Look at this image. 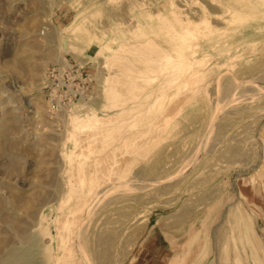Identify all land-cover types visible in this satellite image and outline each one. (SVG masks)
Listing matches in <instances>:
<instances>
[{"label":"rangeland","instance_id":"1","mask_svg":"<svg viewBox=\"0 0 264 264\" xmlns=\"http://www.w3.org/2000/svg\"><path fill=\"white\" fill-rule=\"evenodd\" d=\"M63 61L88 87L50 109ZM262 86L264 0H0V264L71 255L70 224L114 173L137 186L87 212L88 264H264Z\"/></svg>","mask_w":264,"mask_h":264},{"label":"bare ground","instance_id":"2","mask_svg":"<svg viewBox=\"0 0 264 264\" xmlns=\"http://www.w3.org/2000/svg\"><path fill=\"white\" fill-rule=\"evenodd\" d=\"M175 16V15H174ZM176 17V16H175ZM178 18V17H177ZM176 18V19H177ZM179 19V18H178ZM167 21V20H166ZM180 21V20H179ZM163 22H164V20H163ZM165 25H166V23H164ZM163 24V25H164ZM181 24H182V21H181ZM160 26V25H159ZM169 26V25H168ZM166 27V26H165ZM162 28V27H161ZM172 30V29H171ZM187 30H189V29H187ZM172 31H174V30H172ZM143 33V32H142ZM188 33H189V31H188ZM153 34V33H152ZM140 35H142V34H140ZM144 35V34H143ZM145 36V35H144ZM141 37V36H140ZM164 38V37H163ZM110 39V38H109ZM141 42H143V41H141ZM148 42V41H147ZM146 42V43H147ZM150 42V41H149ZM196 42V41H195ZM139 44H140V42H138ZM137 43V45H136V43H135V45L137 46V47H141V46H138L139 44ZM145 43V44H146ZM152 43H154V41L152 42ZM198 43V42H197ZM149 44V43H148ZM123 45V44H122ZM133 45V44H132ZM131 45V46H132ZM135 45H133V47L135 48L136 46ZM142 45V44H141ZM151 45V44H150ZM154 45V44H153ZM153 45H151V46H153ZM104 46V45H103ZM146 46V45H145ZM144 46V47H145ZM149 46V45H148ZM155 46V45H154ZM153 46V47H154ZM126 47V46H125ZM129 47V46H128ZM119 48H120V46H119ZM118 48V49H119ZM133 48V49H134ZM121 49V48H120ZM128 49V48H127ZM149 49H153V48H149ZM129 50V49H128ZM135 50H137L136 48H135ZM141 51V53H142V55L143 54H145L146 52V49H145V51H143V49H140ZM147 50H148V48H147ZM159 50V49H158ZM162 50V49H161ZM153 51V50H152ZM160 51V50H159ZM115 52H117V51H115ZM130 52V51H129ZM143 52H145V53H143ZM155 52V51H154ZM133 53V52H132ZM159 53V52H158ZM161 53V52H160ZM113 54V53H112ZM118 54V53H117ZM116 54V55H117ZM134 54H135V52H134ZM140 54V53H139ZM151 55V54H153V52L151 53V52H148V54L147 55ZM136 55V54H135ZM141 55V56H142ZM164 55H165V53H164ZM122 56V55H121ZM153 56V55H152ZM151 56V57H152ZM161 56V55H160ZM163 56V55H162ZM116 58L118 57V56H115ZM139 57H140V55H139ZM139 57H138V59H139ZM112 58V57H111ZM114 58V57H113ZM119 58H120V56H119ZM150 58V56H147V57H145L144 59H143V56L141 57V60H139V62H141V61H146V60H148ZM153 58V57H152ZM120 59H122V58H120ZM123 59H125V58H123ZM122 59V60H123ZM127 59H128V57H127ZM133 59V58H132ZM130 61V60H129ZM128 60L126 61V63L128 62L129 63V65L132 63H130ZM135 62H137L136 60H134ZM151 61V60H150ZM155 61V60H154ZM147 62V61H146ZM109 63V62H108ZM125 63V64H126ZM128 63L124 66V71H132L133 73L135 72V71H137V69H138V67H136L137 65H135V67L133 68V67H130V66H127L128 65ZM148 63V62H147ZM151 63H153V64H155L154 62H151ZM133 64V63H132ZM131 64V65H132ZM119 65V64H118ZM121 65H122V62H121ZM158 65H159V62H158ZM110 67V66H109ZM122 67V66H121ZM119 68H120V66H119ZM132 69V70H131ZM113 70V69H112ZM123 70V69H122ZM135 70V71H134ZM138 70H140V69H138ZM119 71V70H118ZM113 72H115V71H113ZM120 72V71H119ZM128 73V74H123V75H127L126 77H125V81L127 82V79L129 80V79H132V78H134L135 79V77H137V76H135V73H137V72H135L134 74L133 73ZM139 72V71H138ZM116 73H117V71H116ZM122 73V72H121ZM126 73V72H125ZM140 73V72H139ZM138 73V74H139ZM154 73V72H153ZM109 74H111L110 72H109ZM119 75H120V73H118ZM140 74H143L142 72L140 73ZM112 75V74H111ZM144 75V74H143ZM147 75V74H146ZM196 75V74H195ZM145 76V75H144ZM124 77V76H123ZM193 77V76H192ZM113 78V77H112ZM116 78V77H115ZM114 78V79H115ZM118 78V77H117ZM123 80H124V78H122ZM122 79H121V81H122ZM138 79V78H137ZM139 80V79H138ZM114 81V80H113ZM116 81V80H115ZM114 81V82H115ZM118 81H119V79H118ZM111 82H112V80H111ZM132 82V81H131ZM110 83V82H109ZM117 84V83H116ZM132 84V83H131ZM113 85V84H112ZM123 85H125V84H123ZM249 85V84H248ZM182 86V85H181ZM251 86V85H250ZM110 87H112V86H110ZM125 87V86H124ZM128 86H126V88H125V91H126V93H128V91H130L129 90V87L127 88ZM135 87V86H134ZM134 87H132V88H134ZM107 88V87H106ZM113 88V87H112ZM183 88V87H182ZM250 88V87H249ZM111 89V88H110ZM110 89H108V90H110ZM116 89V88H115ZM114 89V90H115ZM130 89H131V86H130ZM178 89V88H177ZM122 90V89H121ZM180 90V89H179ZM251 90H253L252 88H251ZM250 90V91H251ZM256 90V89H255ZM124 91V92H125ZM186 91V90H185ZM107 92V91H106ZM112 92H114L113 90H112ZM115 92H117V91H115ZM121 92V91H120ZM122 92H123V90H122ZM121 92V93H122ZM140 92V91H139ZM142 92V91H141ZM186 92H188V91H186ZM257 92H260V93H264V87L262 86V89H258L257 90ZM111 93V92H110ZM117 93H119V92H117ZM134 93V92H133ZM256 92L253 90L252 92H251V94L250 95H252V94H255ZM109 94V93H108ZM116 94V93H115ZM120 94V93H119ZM176 94V93H175ZM190 94H191V92H190ZM135 95V94H134ZM137 95H138V92H137ZM136 95V96H137ZM241 95V94H240ZM249 95V94H248ZM105 96V95H104ZM106 96H107V94H106ZM188 96H191V95H188ZM242 96V95H241ZM241 96H240V98H241ZM113 97V96H112ZM116 97H117V95H116ZM139 97V96H138ZM238 97V96H237ZM109 98V97H108ZM177 98V97H176ZM239 98V99H240ZM243 98V97H242ZM141 99V98H140ZM236 99H238V98H236ZM241 100V99H240ZM249 100V99H248ZM112 101H113V98H112ZM156 101V100H155ZM173 101V100H172ZM171 101V102H172ZM177 101V100H176ZM234 101V100H233ZM240 102V101H239ZM114 103V102H113ZM132 104V103H131ZM170 104V103H169ZM115 104H113V105H110V106H112V108H113V106H114ZM119 105H120V103H119ZM126 105V104H125ZM148 105V104H147ZM153 105V104H152ZM151 105V106H152ZM178 105H179V103H178ZM105 106H108V105H105ZM116 106V105H115ZM140 107V106H139ZM110 108V107H109ZM130 110V109H129ZM128 110V111H129ZM135 110V109H134ZM165 110V109H164ZM101 111V110H100ZM131 111H133V110H131ZM136 111V110H135ZM143 112H144V110H142ZM147 111H148V109H147ZM140 112V111H139ZM94 113V112H93ZM105 113V112H104ZM123 113H125V112H123ZM115 114H117L116 112H115ZM125 114H128V113H125ZM136 114V113H135ZM138 114V113H137ZM142 114V113H141ZM97 115V114H96ZM111 115V114H110ZM158 115V114H157ZM161 115V114H160ZM103 116V115H102ZM90 117V116H89ZM88 117V118H89ZM94 117V116H93ZM98 117V116H97ZM104 117V116H103ZM112 117H114V115H112ZM120 117V116H119ZM156 117V116H155ZM91 118V117H90ZM98 118H100V117H98ZM97 118V119H98ZM133 118V117H132ZM135 118V117H134ZM156 118H158V117H156ZM94 119H96V118H93L92 120H94ZM102 119V118H101ZM110 119V118H109ZM111 119H113V118H111ZM117 119V118H116ZM159 119V118H158ZM91 120V119H90ZM123 120H125V119H123ZM113 121V120H112ZM153 121V120H152ZM88 122V121H87ZM97 122V121H96ZM107 122V121H106ZM105 122V123H106ZM124 122V121H123ZM133 122V121H132ZM131 122V123H132ZM164 122V121H163ZM109 123V122H108ZM111 123V122H110ZM114 123V122H113ZM120 123V122H119ZM158 122H156V125H158L157 124ZM84 124V123H83ZM89 124V123H88ZM90 124H92V123H90ZM154 124V123H153ZM98 125V124H97ZM117 125V124H116ZM149 125V124H148ZM100 126V125H99ZM151 126H155V124L154 125H151ZM83 127V126H82ZM107 127V126H106ZM118 127V126H117ZM148 127V126H147ZM155 127H157V126H155ZM93 128V127H92ZM154 128V127H153ZM158 128H159V126H158ZM98 129V128H97ZM116 129V128H115ZM117 129H119V127L117 128ZM157 129V128H156ZM93 130H95V129H93ZM100 130V129H99ZM112 130V129H111ZM102 131H105L104 129H102ZM107 131L108 130H106V133H107ZM97 132V131H96ZM206 132V131H205ZM83 133V132H82ZM118 133V132H117ZM146 133V131L144 132V134ZM149 133V132H148ZM154 133V132H153ZM100 134V133H99ZM102 134V133H101ZM112 134V133H111ZM120 134V133H119ZM82 135V134H81ZM110 135V134H109ZM146 136H147V134H145ZM97 136V135H96ZM106 136V135H105ZM104 136V137H105ZM133 136V135H132ZM104 137H103V139H104ZM108 137V136H107ZM115 137V136H114ZM142 137H143V135H142ZM85 138V137H84ZM83 138V139H84ZM90 138V137H89ZM118 138H119V135H118ZM134 138V137H133ZM136 138V137H135ZM82 139V140H83ZM88 139V138H87ZM98 139V138H97ZM110 139H112V138H110ZM117 139V138H116ZM127 139V138H126ZM129 139V138H128ZM137 139V138H136ZM143 139V138H142ZM202 139V138H201ZM81 140V139H80ZM89 140V139H88ZM91 140V139H90ZM94 140H96V139H94ZM99 140V139H98ZM124 140V139H123ZM147 140V139H146ZM112 141V140H111ZM126 141V140H125ZM148 141V140H147ZM152 141V140H151ZM85 142V141H84ZM113 142V141H112ZM111 142V143H112ZM145 142V141H144ZM200 142V141H199ZM82 143V142H81ZM110 143V144H111ZM126 143V142H125ZM203 143H204V140H203ZM104 144V143H103ZM108 145H110L109 143H107ZM123 144H124V142H123ZM134 144V143H133ZM136 144V143H135ZM149 144V143H148ZM200 144V143H199ZM139 145V144H138ZM145 145V144H144ZM203 145V144H202ZM202 145H201V147H200V149L202 148ZM95 146V145H94ZM104 146H107V145H103V146H101L100 145V149H101V147L103 148ZM124 146V145H123ZM130 146V145H129ZM137 146V145H136ZM140 146V145H139ZM198 146H196V148H197ZM95 148V147H94ZM97 148V147H96ZM113 148V147H112ZM120 148H122V147H120ZM129 148V147H128ZM137 148V147H136ZM141 147H139V149H140ZM114 149V148H113ZM118 149V148H117ZM197 149H199V148H197ZM80 150H82V149H80ZM96 150V149H95ZM103 150V149H102ZM134 150V149H133ZM138 150V149H137ZM141 150V149H140ZM91 151V150H90ZM98 151V150H97ZM111 151V150H110ZM110 151H107L108 152V154L110 153ZM130 151V150H129ZM112 152H114L113 150H112ZM124 152V151H123ZM130 152H133V151H130ZM136 152V151H135ZM141 152V151H140ZM139 152V153H140ZM81 153V152H80ZM121 153V152H120ZM127 153H129V152H127ZM95 154V153H94ZM106 154V153H105ZM105 154H104V156H105ZM111 154V153H110ZM125 154V153H124ZM148 154V153H147ZM197 154V153H196ZM196 154H194L195 156H196ZM129 155H130V153H129ZM133 155V154H132ZM139 155V154H138ZM109 157V155H106L105 157L106 158H108ZM117 156V155H116ZM123 156V155H122ZM100 157V156H99ZM118 157H120V156H118ZM146 157V156H145ZM144 157V158H145ZM194 157V156H193ZM110 158V157H109ZM108 158V159H109ZM115 158V157H114ZM117 158V157H116ZM195 158V157H194ZM194 158H193V161H194ZM80 159V158H79ZM78 159V160H79ZM93 159H95V158H93ZM100 159V158H99ZM102 159V158H101ZM119 159V158H118ZM190 159V158H189ZM112 160V159H111ZM133 160H135V159H133ZM106 161H107V159H106ZM93 162V161H92ZM96 162V161H95ZM94 162V163H95ZM120 162V161H119ZM100 163V162H99ZM106 163V162H105ZM113 163V162H112ZM125 163V162H124ZM190 163H192V161L190 162ZM88 164V163H87ZM92 164V163H91ZM108 164V163H107ZM114 164H115V162H114ZM116 164H117V162H116ZM115 164V165H116ZM85 165V164H84ZM93 165H95V164H93ZM100 165H101V163H100ZM120 165H122V163L120 164ZM128 165V164H127ZM187 165L189 166V164H188V162H187ZM68 166V165H67ZM109 166H110V164H109ZM119 166V165H118ZM124 165H122V167H123ZM186 166V165H185ZM188 166L186 167L187 169H188ZM94 167V166H93ZM96 167V166H95ZM100 167V166H99ZM117 167V166H116ZM101 168H102V166H101ZM107 168V167H106ZM105 168V169H106ZM112 168V167H111ZM110 168V169H111ZM126 168H127V166H126ZM96 169V168H95ZM99 169V168H98ZM109 169V170H110ZM129 169V168H128ZM182 169L183 170H185L183 167H182ZM114 170V169H113ZM92 171V170H91ZM96 171V170H95ZM99 171V170H98ZM108 171V170H107ZM118 171H119V169H118ZM117 171V172H118ZM122 171V170H121ZM121 171L119 172V175H120V173H121ZM127 171L128 170H126V173H127ZM93 172V171H92ZM105 172V171H104ZM103 172V173H104ZM110 172V171H109ZM109 172H108V174H109ZM112 172V171H111ZM115 171H113L112 173H114ZM123 172H125L124 170H123ZM178 172V171H177ZM180 172H181V169H180ZM99 173H100V171H99ZM99 173H97L96 172V174H99ZM107 173V172H106ZM111 173V174H112ZM126 173H124V174H126ZM93 174H95V172L93 173ZM95 174V175H96ZM101 174V173H100ZM105 174V173H104ZM111 174H109L110 176H111ZM117 175H118V173H116ZM115 173H114V175L116 176V177H114L113 175V177H114V179H113V181L110 183V184H108V185H106L105 183H103V184H105L106 186H104L103 188H102V190L100 191V192H97L98 193V195L95 197L96 199H95V201H94V203L93 204H90V205H92L91 207H94V204H96L102 197H104V195L106 196V194H108L109 193V191L111 192L112 190L113 191H115L114 189H122V188H126V187H130V186H135L136 184L135 183H133V182H128L127 183V180H129V178H122V177H119V176H117ZM123 174V176H125ZM102 175V174H101ZM110 176H108V177H110ZM176 176V175H175ZM178 176V175H177ZM75 177V176H74ZM102 177H103V175H102ZM105 177V176H104ZM63 178V177H62ZM79 178V177H78ZM81 178V177H80ZM97 178V177H96ZM162 178V177H161ZM171 177H166V179H163V180H161V181H165V180H167V179H170ZM111 179V180H112ZM132 179V178H131ZM137 179V178H136ZM104 180V179H103ZM102 180V181H103ZM108 180H110V179H108ZM159 180V179H158ZM104 181H106V180H104ZM157 181V180H156ZM97 182H99V180L97 181ZM150 182V181H149ZM137 183V182H136ZM153 183V182H152ZM152 183H143L142 185L145 187V186H148L149 184H151V186H152ZM160 183V182H159ZM139 185H140V183H138ZM156 184H154L153 183V186H155ZM137 186V185H136ZM142 186V187H143ZM150 186V185H149ZM148 186V187H149ZM150 186V187H151ZM152 186V187H153ZM140 187V186H139ZM69 188V187H68ZM79 188V187H78ZM77 188V189H78ZM136 188V187H135ZM141 188V187H140ZM73 189V188H72ZM94 189V188H93ZM79 190V189H78ZM117 190L115 191V192H117ZM66 191V190H65ZM72 191V190H71ZM75 192V191H74ZM95 192V191H94ZM67 193V192H66ZM114 193V192H113ZM91 194V193H90ZM111 194V193H110ZM121 194V193H120ZM96 195V194H95ZM91 196V195H90ZM94 196V195H93ZM113 196H115V195H113ZM89 198V197H88ZM111 199V198H110ZM88 201V200H87ZM86 204V203H85ZM89 205V204H88ZM86 206V205H85ZM80 207V206H79ZM91 207H89L88 209H86V211L83 213V214H79L80 216H78V217H75L76 219L74 220V222H73V226L70 224V226L72 227V229H69V228H71V227H68V229L69 230H71V233H72V235H71V233H69L68 235H71L70 237H68V238H71V239H69L70 241V243H71V240H72V244H70L69 243V245H72L71 247H73V252L75 251V249H74V244H75V247L78 245V247L80 248V242H79V239H78V235H79V229H80V227H81V225L83 224V222H85L84 221V219H85V216L87 215V212L88 211H90L92 208ZM83 209V208H82ZM76 210V209H75ZM74 215V214H73ZM73 217V216H72ZM70 218H71V216H70ZM91 218V217H90ZM68 220V219H67ZM64 221V220H63ZM72 222V221H71ZM69 223V222H68ZM59 226H61V225H59ZM62 230V229H61ZM66 231V230H65ZM64 235V234H63ZM63 242V241H62ZM68 242V241H67ZM66 246V245H65ZM68 247H70V246H68ZM70 250H71V248H69ZM76 249H78L77 247H76ZM81 249V248H80ZM80 249H78V250H80ZM63 251H65V250H63ZM70 252L71 253V255L70 254H64L63 256H62V258L59 260V261H57V263L58 264H86V263H88L87 262V258H86V256H85V254L83 253V251L81 252V250H80V261H81V263L80 262H78L76 259H74L73 260V257L75 256V254L73 253V252ZM65 253H67V251L65 252ZM9 254V253H8ZM22 255H11L8 259L10 260V262H14V263H19L21 260H22ZM5 259H7V257L6 258H4V261H5ZM7 261V260H6ZM23 261V260H22ZM21 261V262H22ZM5 263H7V262H5ZM4 263V264H5ZM56 263V264H57ZM12 264V263H11Z\"/></svg>","mask_w":264,"mask_h":264},{"label":"built area","instance_id":"3","mask_svg":"<svg viewBox=\"0 0 264 264\" xmlns=\"http://www.w3.org/2000/svg\"><path fill=\"white\" fill-rule=\"evenodd\" d=\"M46 72L44 95L50 109L83 97L88 79L81 66L63 61L52 64Z\"/></svg>","mask_w":264,"mask_h":264},{"label":"water","instance_id":"4","mask_svg":"<svg viewBox=\"0 0 264 264\" xmlns=\"http://www.w3.org/2000/svg\"><path fill=\"white\" fill-rule=\"evenodd\" d=\"M199 158V157H198ZM86 264H88V263H86Z\"/></svg>","mask_w":264,"mask_h":264}]
</instances>
